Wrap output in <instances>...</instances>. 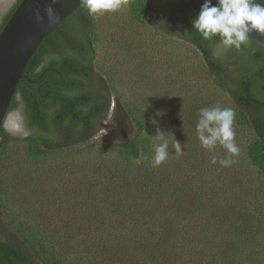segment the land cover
Instances as JSON below:
<instances>
[{
	"label": "trees",
	"instance_id": "1",
	"mask_svg": "<svg viewBox=\"0 0 264 264\" xmlns=\"http://www.w3.org/2000/svg\"><path fill=\"white\" fill-rule=\"evenodd\" d=\"M19 2L0 13V30ZM203 3L127 0L126 17L106 25L80 5L41 40L8 108H22L28 134L0 126V264H82L66 252L86 256L84 264H264V50L251 39L239 50L225 48L219 36L204 40L192 24ZM144 27L199 53L226 97L217 105L235 112L240 154L230 167L220 165L226 150L219 145L204 167L197 164L204 149L197 112L217 106L214 99L187 94L175 106L165 98L124 96L98 62L102 39L109 47L126 45L120 33ZM112 103L110 123L120 104L132 135L108 134L89 145ZM160 133L169 156L152 167ZM46 158L54 165L41 172L23 166ZM48 178L74 188L73 208L34 210V187Z\"/></svg>",
	"mask_w": 264,
	"mask_h": 264
},
{
	"label": "rangeland",
	"instance_id": "2",
	"mask_svg": "<svg viewBox=\"0 0 264 264\" xmlns=\"http://www.w3.org/2000/svg\"><path fill=\"white\" fill-rule=\"evenodd\" d=\"M112 13L99 15V24H111L115 19L126 17V5ZM120 35L127 39L129 43L109 47L110 45L104 43L105 39H102L97 52L100 55L98 62H103L111 70L114 86L124 96L130 94L137 97L139 95L140 99L145 98L149 102H153L157 98H165L168 102H171V100L177 102L174 103L175 106L183 104L184 102H181L182 97L187 94L189 97H196L199 100L212 101L214 99L215 105H217L218 100L221 101L220 103L226 102V97L216 89L210 75L202 67L199 53L190 44L181 39L169 38L152 27L139 28L138 31L127 34L120 33ZM128 90L132 94L127 93ZM111 107H114L113 103ZM111 107L108 115L102 119V123L111 121ZM152 112L153 110L150 113ZM10 114L17 117L21 126V129L15 134L22 136L23 132L28 131L22 108L19 107ZM198 114L199 112H197ZM131 127L128 121L125 134L109 138H127L133 133ZM108 134L110 132L107 129H102L101 126L98 134L88 142L89 145L98 146L97 141L102 140V137ZM243 140L245 139L243 138ZM21 145V143H16L15 151L17 153L23 152ZM199 151L198 156L202 160L198 161L197 164L202 161L201 165L203 166L205 161H209V157L214 153V150L204 148L199 149ZM52 165H54V162L46 158L32 164L26 163L23 166L35 170V172H41V170H45ZM61 181L63 180L50 181V178H48L41 180V182H46L45 184L34 187V190L37 191L33 194L35 197L34 210L50 213L55 210L71 209L75 206V204L69 205L74 188H67ZM66 255L74 261L78 260L79 262V260H82V264L86 259V256L77 259L76 254L72 252H66Z\"/></svg>",
	"mask_w": 264,
	"mask_h": 264
},
{
	"label": "clouds",
	"instance_id": "3",
	"mask_svg": "<svg viewBox=\"0 0 264 264\" xmlns=\"http://www.w3.org/2000/svg\"><path fill=\"white\" fill-rule=\"evenodd\" d=\"M55 3V0H53ZM81 5L88 14L95 17L104 13H112L127 4V0H80ZM49 14L52 9L47 10ZM193 29L200 33L204 40L220 37V42L225 48L239 50L249 40V33L253 30L264 34V2L261 0H217L213 5L212 0H204L197 17L192 21ZM235 112L232 108L220 106L201 107L196 123V134L201 147L212 150L217 145L226 150L225 158L219 161L222 167H230L240 154V148L235 142L233 128ZM161 141L153 145L150 159L152 167H158L169 156V144L163 139V133L156 135ZM175 154H183L182 145L175 140L172 145ZM212 163L216 164L214 157Z\"/></svg>",
	"mask_w": 264,
	"mask_h": 264
},
{
	"label": "water",
	"instance_id": "4",
	"mask_svg": "<svg viewBox=\"0 0 264 264\" xmlns=\"http://www.w3.org/2000/svg\"><path fill=\"white\" fill-rule=\"evenodd\" d=\"M13 1L0 4V10L8 8ZM80 5V0H55V3L53 0H20L1 28L0 126L10 133L17 132L6 127L7 117L12 112L8 108L18 81L26 77V63L45 35ZM49 8L52 9L51 14L47 11ZM249 39L264 50V34L253 30L249 33ZM119 115L120 125L111 137L125 134L128 128V120L120 104L116 107V116Z\"/></svg>",
	"mask_w": 264,
	"mask_h": 264
},
{
	"label": "flooded vegetation",
	"instance_id": "5",
	"mask_svg": "<svg viewBox=\"0 0 264 264\" xmlns=\"http://www.w3.org/2000/svg\"><path fill=\"white\" fill-rule=\"evenodd\" d=\"M14 2V1H13ZM13 2H12V4H13ZM11 4V5H12ZM10 5V6H11ZM9 6V7H10ZM8 7V8H9ZM8 8H6L5 10H0V13H4ZM18 108H16V109H14V110H17ZM111 109H112V114H111V117H112V115H113V111H114V108L113 107H111ZM14 110H11V111H14ZM120 121H121V117H119V116H116L115 115V120H113L112 121V123H102L101 122V126H102V129H107L109 132L113 129V133H111V134H109V137H111V135H113L114 134V131L115 130H117L118 129V127H119V125H120ZM21 129V126L19 127V129H17V131H19ZM9 132V131H8ZM11 134H13V133H11ZM23 135L22 136H20V137H24V136H27V134H28V131L27 132H23L22 133ZM13 135H16V134H13ZM17 136V135H16Z\"/></svg>",
	"mask_w": 264,
	"mask_h": 264
},
{
	"label": "bare ground",
	"instance_id": "6",
	"mask_svg": "<svg viewBox=\"0 0 264 264\" xmlns=\"http://www.w3.org/2000/svg\"><path fill=\"white\" fill-rule=\"evenodd\" d=\"M6 2H8V0H0V4H5ZM6 127L16 132H17V129H19L20 127L19 120L14 114L8 115L7 120H6Z\"/></svg>",
	"mask_w": 264,
	"mask_h": 264
}]
</instances>
